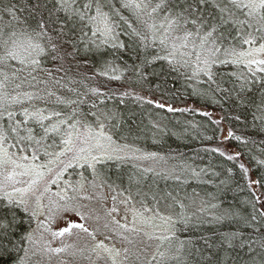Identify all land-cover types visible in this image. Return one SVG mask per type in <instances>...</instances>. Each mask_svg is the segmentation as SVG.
Instances as JSON below:
<instances>
[{"label": "trees", "instance_id": "obj_1", "mask_svg": "<svg viewBox=\"0 0 264 264\" xmlns=\"http://www.w3.org/2000/svg\"><path fill=\"white\" fill-rule=\"evenodd\" d=\"M144 3L0 0L1 134L26 145L44 138L50 152L69 129L102 126L152 159L105 160L101 177L128 196L148 191L155 209L169 195L203 206H174L178 253L153 264H264V69L199 63V44L178 50L192 33L222 51L238 43L225 0ZM156 3L181 23L173 42L152 28L147 6ZM34 220L0 194V264H27Z\"/></svg>", "mask_w": 264, "mask_h": 264}, {"label": "rangeland", "instance_id": "obj_2", "mask_svg": "<svg viewBox=\"0 0 264 264\" xmlns=\"http://www.w3.org/2000/svg\"><path fill=\"white\" fill-rule=\"evenodd\" d=\"M130 1L136 7L145 6L144 0ZM250 2L225 0L230 6L225 5L223 10L237 23L239 37L230 49L222 51L205 34L192 33L181 39L185 48L178 50L188 54V50L199 44L198 56L204 57L197 59L199 63L223 58L242 62L252 69H264V63H258L264 61L261 50L264 9L257 8L250 14L251 10L244 7ZM255 2L258 4L259 0ZM149 5L147 14L154 30L160 26L167 37L173 38H169L171 42L182 36L181 23L174 15L161 13L158 3ZM101 26L107 31L103 22ZM67 132L60 147L49 152L44 138L26 145L15 134L12 141L6 142L0 131V194L7 198L10 193L16 202L23 198L22 205L35 219L27 235L24 261L27 264H153L177 254L176 249L171 251L175 218L172 209L185 206L200 212L201 202L169 195L170 199L164 197L166 202L155 209L145 199L149 193L146 190L135 194L126 191L128 196L114 182L100 176L97 164L113 159L149 162L152 156L117 143L102 126L75 127ZM69 139L72 143H65ZM66 228L69 231H64Z\"/></svg>", "mask_w": 264, "mask_h": 264}, {"label": "snow or ice", "instance_id": "obj_3", "mask_svg": "<svg viewBox=\"0 0 264 264\" xmlns=\"http://www.w3.org/2000/svg\"><path fill=\"white\" fill-rule=\"evenodd\" d=\"M244 7L249 8L251 10L250 11V14H251V12L255 11V9H257V8L264 9V0H259L258 4L255 2V0H252V2H250L248 4H245ZM97 18L100 19L101 22H103L105 24V29L106 30H110V29L107 28L106 15L101 11V8H100L99 5H97ZM262 19H264V17H262ZM13 43H14L15 47H19L20 46L15 41ZM261 50H264V46H262ZM10 55H12L13 58L16 57V53L15 52H11ZM258 63H264V61H259ZM65 143L71 144L72 141L69 139V140L65 141ZM8 179H11V177H8ZM7 199L9 200V203H11L12 202V194H10V193L7 194ZM17 203L22 205V204L25 203V201L23 200V198H21L19 201H17ZM64 231H69V230L66 228ZM60 235H63V233H60Z\"/></svg>", "mask_w": 264, "mask_h": 264}]
</instances>
